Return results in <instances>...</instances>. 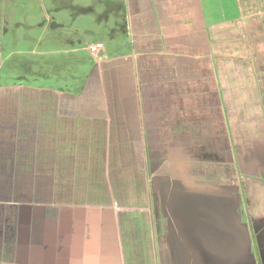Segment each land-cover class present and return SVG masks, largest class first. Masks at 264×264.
Returning a JSON list of instances; mask_svg holds the SVG:
<instances>
[{"label":"crops","instance_id":"crops-1","mask_svg":"<svg viewBox=\"0 0 264 264\" xmlns=\"http://www.w3.org/2000/svg\"><path fill=\"white\" fill-rule=\"evenodd\" d=\"M92 1L131 40L124 55L74 46L92 71L72 93L0 86V264H247L264 16L249 30L239 0ZM126 171L147 180L148 225L120 230Z\"/></svg>","mask_w":264,"mask_h":264},{"label":"rangeland","instance_id":"rangeland-1","mask_svg":"<svg viewBox=\"0 0 264 264\" xmlns=\"http://www.w3.org/2000/svg\"><path fill=\"white\" fill-rule=\"evenodd\" d=\"M70 2L76 6L94 7L95 11L76 12L66 6L67 0H0V86L22 84L72 93L74 85L84 84L92 71V63L87 52L70 53V49L98 41L105 42L109 52L115 55H124L130 49L131 40L122 31L117 30L112 38V30L117 26L111 14L109 19L103 17L100 20L98 15L105 12V5H93L92 0ZM239 3L241 8L247 5L249 9L252 23L247 28L251 30L254 25L256 30L258 18L264 16V0H239ZM117 21L123 24L125 18ZM125 160H128L126 152L118 159L120 167L125 165ZM130 173L128 180L122 179V186H118L117 180L112 186L118 197H115V208L119 211L120 230H128L131 218L138 214L146 217L140 219L141 222H148L147 180L141 179L139 171L135 177ZM247 185L249 215L255 219L264 218V185L252 180ZM235 192L236 189L233 195ZM258 232H250L249 228V246L255 264H264V230L259 235ZM248 256V264H252L249 252Z\"/></svg>","mask_w":264,"mask_h":264},{"label":"flooded vegetation","instance_id":"flooded-vegetation-1","mask_svg":"<svg viewBox=\"0 0 264 264\" xmlns=\"http://www.w3.org/2000/svg\"><path fill=\"white\" fill-rule=\"evenodd\" d=\"M261 180V179H260ZM262 181V180H261ZM242 191H243V187H242ZM244 195V194H243ZM248 201L247 198L245 197V195L243 196V206L245 208V214L247 215L246 220L248 219V223H249V228H250V232L255 230L256 232H258V235L260 234V231L264 230V218L258 219V218H253L249 215V213L247 212L246 209V205H247ZM264 244V242H263Z\"/></svg>","mask_w":264,"mask_h":264},{"label":"built area","instance_id":"built-area-1","mask_svg":"<svg viewBox=\"0 0 264 264\" xmlns=\"http://www.w3.org/2000/svg\"><path fill=\"white\" fill-rule=\"evenodd\" d=\"M104 46L102 43H95V44H90L87 46V50L94 55L95 57L100 55L101 51L103 50Z\"/></svg>","mask_w":264,"mask_h":264},{"label":"trees","instance_id":"trees-1","mask_svg":"<svg viewBox=\"0 0 264 264\" xmlns=\"http://www.w3.org/2000/svg\"><path fill=\"white\" fill-rule=\"evenodd\" d=\"M78 91L81 92V89H79ZM249 179H251V180L254 181V182L262 183V184L264 185V179H263V178H257V177L254 176L253 178H249ZM260 179H261L262 181H261ZM242 195H243V191H242Z\"/></svg>","mask_w":264,"mask_h":264},{"label":"water","instance_id":"water-1","mask_svg":"<svg viewBox=\"0 0 264 264\" xmlns=\"http://www.w3.org/2000/svg\"><path fill=\"white\" fill-rule=\"evenodd\" d=\"M249 238H250V235H249ZM249 244H250V239H249ZM251 252H252V249H250V246H249V253H250V256L252 258V264H255L254 257L252 256ZM248 258H249V256H248ZM249 261H250V259H248L247 264H248Z\"/></svg>","mask_w":264,"mask_h":264}]
</instances>
